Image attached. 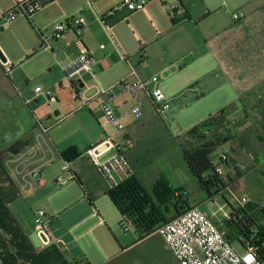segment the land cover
I'll use <instances>...</instances> for the list:
<instances>
[{
    "label": "crops",
    "instance_id": "obj_1",
    "mask_svg": "<svg viewBox=\"0 0 264 264\" xmlns=\"http://www.w3.org/2000/svg\"><path fill=\"white\" fill-rule=\"evenodd\" d=\"M176 3L180 9L171 14L169 8ZM122 4L123 0H53L30 21L16 19L0 35L1 264H104L115 260L119 251L130 248L119 243V249L108 242L111 225L98 210L90 191L95 183L92 178L83 180L78 171L91 169L100 180L95 187L106 197L107 184L84 155L102 137L112 134L111 125L104 117L97 124L91 117V113L100 116L94 114L96 106L105 102L104 97H94L97 89H119L121 81L133 80L134 76L140 80L157 77L170 107L166 113L157 114L151 107H143V99L138 97L143 107L142 117L136 121L125 120L123 131L116 135V141L128 145L126 157L132 173L142 183L143 165L135 148L146 133L145 123L154 125V116L162 118L171 113L170 117H176L182 113L189 124L176 140L182 166L186 168L184 178H194L182 153L212 139L218 129L200 131L203 136H188L187 132L216 114L210 111L226 106L228 109L220 121L226 122V141L222 145L228 151V160L217 185L231 194L233 189H242L241 198L252 204L249 205L251 214L259 216L253 223L264 234V220L256 210L257 204L264 200V0H150L138 16L129 14L119 23L108 24ZM234 9L237 11L233 12ZM239 13L242 18L234 20L233 15ZM67 17L83 19L80 37L72 27L61 38H52L56 24ZM21 32L28 39L25 44L17 39ZM5 37L11 38L10 43ZM43 38L47 40L43 42ZM81 48L92 55L95 73L94 77L81 74L80 92L87 99L84 105L74 97L64 73ZM3 61L12 65L10 75L4 73ZM32 84L36 87L30 91ZM38 85L54 94L55 111L51 112L43 95L34 93L40 88ZM116 94L110 104L122 121L127 112L122 111L119 91ZM143 98L146 99L144 95ZM201 101L204 106L195 105ZM83 107L86 108L81 110ZM52 114L55 118L73 116L85 127V138L59 150V142L48 134L49 128L43 132L37 130L43 129L41 123L46 126L54 121ZM193 118L199 122L193 124ZM68 150L75 153L71 162L61 157ZM59 155L69 165L68 174L72 179L81 182L78 185L83 193L81 197L70 194L56 198L58 173L54 168L57 164L52 163ZM34 169L41 174L38 182L29 175ZM209 175L212 173L206 176ZM23 176L31 183L27 190L18 187ZM157 178L151 189H146L149 193ZM169 184L172 189H178ZM182 189L184 195L183 184ZM213 197L208 196V200ZM229 206V211L220 208L219 218L197 205L190 208L205 212L226 233L230 226L225 217H230L232 208H238ZM38 210L53 219L50 229L57 240L45 247L34 232L33 215ZM234 243L240 249L238 252H243L240 244Z\"/></svg>",
    "mask_w": 264,
    "mask_h": 264
},
{
    "label": "built area",
    "instance_id": "obj_2",
    "mask_svg": "<svg viewBox=\"0 0 264 264\" xmlns=\"http://www.w3.org/2000/svg\"><path fill=\"white\" fill-rule=\"evenodd\" d=\"M149 1L123 0L122 7H126L130 12H137L143 10ZM51 2L53 0H14L12 9L0 12V21L11 23L20 17H24L30 21L35 14ZM179 9L180 5L178 3L169 8L171 14ZM240 18H242V14L240 13L233 15L234 20H239ZM84 24L83 19L79 17L69 18L64 23L55 26L52 38H61L64 32L72 27L75 28L76 35L79 38ZM42 40L45 42L47 38H43ZM93 63L92 55L84 48H81L76 60L64 69L72 93L74 97L80 99L82 105L87 102V99L80 92V77L82 73H87L91 77L95 76L92 69ZM1 64L4 73L10 75L12 65L6 61L1 62ZM137 92L143 93L157 114H163L169 110V101L159 88L157 77L140 80L134 76L133 80L125 79L119 83V94L128 93L135 100V105L126 113L127 115H132L135 118H139L141 115V102L137 96ZM34 93L43 95L50 105H56L57 103L53 95H50L49 92H43L40 88L35 89ZM99 97H104L105 102L98 105L94 114L100 115L108 121L112 128V134L102 137L98 143L89 147L84 155L107 184L108 188L113 189L133 173L126 157L128 145L115 140L116 135L124 129L121 118L115 115L110 106V102L117 97V94L113 88L97 89L94 99ZM227 154L228 151L224 149L219 157L221 165L214 170L217 177L223 174L224 170L221 167L224 168L227 164ZM61 171L62 175L69 173V165L64 163ZM29 175H31L35 182H38L41 177L38 169L32 170ZM66 182L61 177H57L55 180V184L63 185ZM30 185V180L26 179V176H23L18 181V187L22 190H27ZM232 199L238 208H243L248 204L245 198L238 199L232 195ZM256 210L264 220V200L257 204ZM227 220H229V216L225 217V221ZM52 221L53 219L46 217L43 210H38L33 215L34 232L40 237L42 247L57 242L50 229ZM125 224V230L128 227L133 229L128 222H125ZM156 233L160 236L177 264H264L257 257L255 244H246L245 249L241 253L236 251L231 243L225 239L224 234L219 230L218 226L214 225L211 221L210 216L198 208L186 210L180 216L161 225ZM253 237H255V233L251 235V238Z\"/></svg>",
    "mask_w": 264,
    "mask_h": 264
},
{
    "label": "rangeland",
    "instance_id": "obj_3",
    "mask_svg": "<svg viewBox=\"0 0 264 264\" xmlns=\"http://www.w3.org/2000/svg\"><path fill=\"white\" fill-rule=\"evenodd\" d=\"M0 1V3L3 4L0 5V12L8 11L14 6V0ZM234 11L237 10L234 9L233 12ZM139 14L140 11L131 13L130 16H138ZM67 18L69 19V17ZM67 18L62 20L61 23H64L65 20H68ZM17 20L27 21V19L24 17L17 18ZM9 24L11 23H5V21H0V35H3L2 32L6 31L9 28ZM58 24L60 23H57L56 25ZM28 27L31 31H33L30 25H28ZM48 35L50 34L48 33ZM10 39V37H5V40H7L9 43ZM13 39L15 40V37ZM17 39L24 44L28 42V39L23 32L20 33V36H18ZM1 45L2 41L0 40V46ZM38 86L41 88L42 91L44 90L42 86ZM35 87L36 84H32L31 87H29L30 91H33ZM118 91L119 89H115V92ZM51 94L54 95L52 92L50 93V95ZM163 94L165 95L164 92ZM137 95L138 97L143 99V107L146 105L151 107L149 101L144 99L141 93H138ZM165 96L167 98V95ZM119 98L122 100L120 101L123 104L122 111L125 113L128 112L135 105V100L128 93L121 95ZM47 105L49 106L51 112L53 110L55 111L57 108V103L56 105H50L47 103ZM195 105H199V107L204 106L203 101L198 102ZM110 106L112 107V103L110 104ZM143 107H141L140 109L141 115L139 118H135L132 115L128 114L122 118V123H124L125 120H139L143 114ZM85 108L86 107H83L81 108V110ZM224 108L227 107L219 106L216 107L213 111H210L209 113L215 114ZM191 109L192 108H190L188 111H191ZM172 110L174 111V109ZM26 111H28V107H26ZM168 115L169 116L165 117L161 116L162 118L154 116V125L152 123H145L146 133L137 142L135 150L138 152L140 163L143 165L140 172L142 183L145 185L147 190H150L151 184L155 180V178L158 177V174H163L169 180L172 186L178 188L179 186H181L180 188H182L183 184V188L185 189L184 197L188 200L189 205H197V207L201 210L208 212L209 214H212L214 212L217 218L221 217L222 213L220 208L229 211V205H231L232 207H236L237 205L233 201L232 195H235L238 199H240L244 195V192L242 191V189L236 188L233 189L234 191H232V193L234 194H231V191L224 189L221 190V195L217 194L215 197L212 198L211 201H209L207 193L200 187L197 180L190 176L184 178V175H187L185 172L186 168L184 169L182 166V158L179 153L180 149L177 145L178 141L176 140V137L182 136V133L187 130L185 126H187L189 122H187V117L184 116L182 113L176 117H170L171 113H169ZM91 117L94 119V122L96 124L97 122H101L104 120L102 116L96 117L92 113ZM51 119L52 121L54 120L51 124L48 123L45 126L44 123H41L40 127H42L43 129L38 127L37 130H41L43 132L45 130L47 131L49 128L48 134H52L51 136L53 140L59 142V150L62 148V146H65L66 144H73L75 141H81L85 138V132H87L85 127L83 125H79L73 116L62 115L60 117L55 118L52 114ZM197 120L198 119L193 118L191 122L194 124L199 122ZM56 122H58V124H55ZM53 124L55 125L53 126ZM137 124L142 123L137 122ZM217 126L218 133H216V135H221L224 137L226 135V122H219ZM152 131H155V133ZM224 147L225 145L219 146L214 152V154L211 156L210 160L215 168L221 165L219 161V156L223 152ZM52 164H57L54 170L55 172L57 171L58 177H61L66 181L68 180L67 184L65 183L63 185H57L56 188L58 191V195L56 196V198L69 196L70 194L73 196L81 197L83 193L78 187V184L72 179L71 175H69L68 173L62 175L61 166L64 164V161L60 158V155ZM221 168L222 170H224L223 167ZM78 173L83 180H85V178H92L93 182L95 183V186L99 185L100 180L94 175L91 169L82 168L78 171ZM95 186L93 185V187H90V191L92 192L94 199H96V206L101 213L106 215L107 221L111 225L112 233L109 234L110 238L108 239V242L114 243L119 249V243H121L123 246H130L128 250L119 251L120 253L115 258V260H109L104 264H177L172 255L165 247V244L163 243L162 239L158 234L148 236L145 239L139 241L137 233H135V231L131 227H128L127 230H125L124 227L126 226V224L122 220L120 214L114 208L110 200L107 197H103ZM233 246L237 251H240L236 243H234ZM108 251L111 252L109 247Z\"/></svg>",
    "mask_w": 264,
    "mask_h": 264
},
{
    "label": "trees",
    "instance_id": "obj_4",
    "mask_svg": "<svg viewBox=\"0 0 264 264\" xmlns=\"http://www.w3.org/2000/svg\"><path fill=\"white\" fill-rule=\"evenodd\" d=\"M226 111L227 108H224L215 115L209 116L200 125L190 129L187 135L203 136L200 133V127L206 124H214L216 130ZM225 141V137L215 135L212 139L202 142L197 148L184 150L182 153L183 160L191 175L209 197L216 196L221 192L217 185L221 180L215 175V167L210 159L216 149ZM61 157L71 162L75 157V153H73V150H68ZM208 173H212V175L206 176ZM74 179L81 186V182L77 178ZM182 192V188L172 189L166 177L160 174L152 187L151 193H149L139 178L132 174L117 187L108 189L104 194L123 220L133 227L139 241H141L154 234L161 225L190 209L189 202ZM249 205L252 204L248 203L246 205L248 207L231 209L227 221V225L230 227L228 232L223 234L226 240L230 243L238 242L243 249L248 243L255 244L257 257L264 262V234L262 229L253 223L254 218L259 216L258 214H251L252 208ZM254 233L255 237L251 238Z\"/></svg>",
    "mask_w": 264,
    "mask_h": 264
},
{
    "label": "water",
    "instance_id": "obj_5",
    "mask_svg": "<svg viewBox=\"0 0 264 264\" xmlns=\"http://www.w3.org/2000/svg\"><path fill=\"white\" fill-rule=\"evenodd\" d=\"M132 12H130V11H128L127 9H126V7H121V8H119V9H117L113 14H112V16L110 17V19L108 20V24H114V23H119V22H121V21H123V19L127 16V15H129V14H131ZM215 129V126L214 125H203V126H201L200 127V131L201 132H206V131H208V130H214ZM14 149H16V148H14Z\"/></svg>",
    "mask_w": 264,
    "mask_h": 264
}]
</instances>
